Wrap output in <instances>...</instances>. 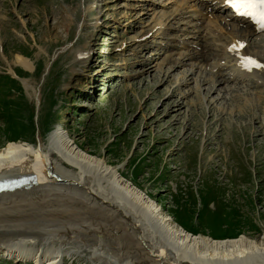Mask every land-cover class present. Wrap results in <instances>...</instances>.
I'll list each match as a JSON object with an SVG mask.
<instances>
[{"label": "rangeland", "instance_id": "1", "mask_svg": "<svg viewBox=\"0 0 264 264\" xmlns=\"http://www.w3.org/2000/svg\"><path fill=\"white\" fill-rule=\"evenodd\" d=\"M194 2L0 0V75L17 81L0 77V147L7 140L34 143L36 132L45 141L59 124L184 228L258 239L264 84L235 77L232 61L210 69L225 42L215 39L217 29L214 38L192 28L208 21L189 8ZM160 13L166 21L154 20ZM263 33L248 37L250 52L264 55ZM16 53L32 60V71L14 63ZM193 53L204 63L191 60ZM79 54L92 60L82 63ZM68 242H49L65 248L58 264H103L87 251L94 243L81 250ZM0 264L34 263L0 252Z\"/></svg>", "mask_w": 264, "mask_h": 264}, {"label": "bare ground", "instance_id": "2", "mask_svg": "<svg viewBox=\"0 0 264 264\" xmlns=\"http://www.w3.org/2000/svg\"><path fill=\"white\" fill-rule=\"evenodd\" d=\"M191 1H195L189 6L195 15L208 18L206 24L192 28H202L214 38L213 31L217 29L215 39L225 42L224 47H216L214 55L218 60L210 69L232 61L235 77L251 76L264 84V55L248 49V37L260 29L253 27V19L234 17L226 0ZM166 19V14L160 13L154 20ZM220 31L228 38H223ZM198 43L203 51L201 38ZM80 54L78 58L84 63L86 57ZM189 58L204 63L201 54L193 53ZM245 58L262 66H245ZM13 60L27 71L34 68L27 56L16 53ZM180 62L175 60L174 65ZM9 72L16 75L12 69ZM37 134L34 143L7 140L0 147V179L29 173L36 176V183L27 189L0 192L3 256L34 264H58L65 248H54L49 242L68 238L67 244L81 250H87L86 242L94 243L87 251L103 264H264V232L258 239L244 234L213 238L192 233L121 175L117 165L79 147L61 125H53L45 141Z\"/></svg>", "mask_w": 264, "mask_h": 264}, {"label": "snow or ice", "instance_id": "3", "mask_svg": "<svg viewBox=\"0 0 264 264\" xmlns=\"http://www.w3.org/2000/svg\"><path fill=\"white\" fill-rule=\"evenodd\" d=\"M226 2L238 14L253 17L264 27V0H226ZM245 66L261 67L262 65H258L252 58H245Z\"/></svg>", "mask_w": 264, "mask_h": 264}, {"label": "water", "instance_id": "4", "mask_svg": "<svg viewBox=\"0 0 264 264\" xmlns=\"http://www.w3.org/2000/svg\"><path fill=\"white\" fill-rule=\"evenodd\" d=\"M47 69H48V66H47ZM11 76L15 77L16 79H20L17 75H12L11 74ZM36 108H37V105H36ZM56 180L57 181H62V179L57 178V177H56ZM30 185H31V183L29 182V185L28 186H30ZM16 187H18V186H12V187H9V188H1L0 191H2V190H9L10 191L12 189H15Z\"/></svg>", "mask_w": 264, "mask_h": 264}, {"label": "trees", "instance_id": "5", "mask_svg": "<svg viewBox=\"0 0 264 264\" xmlns=\"http://www.w3.org/2000/svg\"><path fill=\"white\" fill-rule=\"evenodd\" d=\"M0 77H9L10 79H12V80H14L16 83H17V81L15 80V79H13V78H11L9 75H0ZM188 230V229H187ZM188 231H190V230H188ZM191 232V231H190ZM193 233V232H192Z\"/></svg>", "mask_w": 264, "mask_h": 264}]
</instances>
